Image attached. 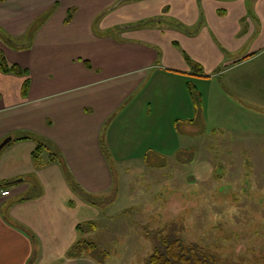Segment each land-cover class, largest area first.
I'll return each instance as SVG.
<instances>
[{
    "label": "crops",
    "instance_id": "1",
    "mask_svg": "<svg viewBox=\"0 0 264 264\" xmlns=\"http://www.w3.org/2000/svg\"><path fill=\"white\" fill-rule=\"evenodd\" d=\"M117 1L0 2V50L30 79L23 97L25 77L0 72V145L11 139L0 151V190L10 192L0 196V264H96L66 253L97 214L84 196L111 193L113 168H166L181 139L198 133L192 121L246 111L233 94L264 104V0H123L100 21L101 30L119 26V38L95 33ZM52 8L32 39L12 40ZM188 83L202 96L200 115ZM23 133L58 148L80 194L48 151L37 165L36 144L13 141Z\"/></svg>",
    "mask_w": 264,
    "mask_h": 264
},
{
    "label": "rangeland",
    "instance_id": "2",
    "mask_svg": "<svg viewBox=\"0 0 264 264\" xmlns=\"http://www.w3.org/2000/svg\"><path fill=\"white\" fill-rule=\"evenodd\" d=\"M121 1L98 16L95 33L119 38V26L101 30L100 21ZM29 31L12 40L25 43ZM232 98L246 111L196 119L199 132L181 139L166 168H113L115 187L91 200L97 228L84 236L108 254L96 264H148L166 237L210 249L224 264H264V104Z\"/></svg>",
    "mask_w": 264,
    "mask_h": 264
},
{
    "label": "trees",
    "instance_id": "3",
    "mask_svg": "<svg viewBox=\"0 0 264 264\" xmlns=\"http://www.w3.org/2000/svg\"><path fill=\"white\" fill-rule=\"evenodd\" d=\"M6 0H0V2H4ZM53 8L50 9L47 13H45L42 17L37 19L35 23L30 27L29 31V39H32L35 33L39 30V28L45 23L48 17L53 13ZM76 13V9L72 8L68 11L67 18L65 23H70ZM185 60L196 72H200V67L195 64L187 55H185ZM88 65V63L86 62ZM0 72L3 74H12L20 77H25V81L22 87V95L23 97L27 96L30 87V79H29V72L27 69L22 68L18 64H11L7 57L5 56L4 52L0 50ZM189 94L195 106V109L200 115L202 111V96L200 92L196 89L193 84L188 83L187 85ZM191 123H196V121H192ZM180 122H176V126L178 129ZM196 131L199 132L198 128ZM32 141L36 144V149L33 152V160L38 165L40 163L43 153L48 151L51 156L52 162H57L61 166L65 177L67 178L68 182L71 184V187L75 192L80 194L79 190L80 187L74 182L72 175L67 168V165L58 150V148L49 140L37 136L32 133H23L22 136L15 138L13 141ZM28 181L31 183H35L33 176H29L27 178ZM84 198L89 202L94 200V197L91 196H84ZM3 219L12 227L20 230L27 236L33 239V234L26 229L25 227L21 226L20 224L13 222L8 214L7 210L4 209L2 214ZM97 224L94 221H88L80 223L77 226V231L80 234L79 239L68 249L66 253V257L68 259H79L82 257H88L96 262L97 257L106 258L108 254L99 250L98 245L90 239H86L84 236L96 230ZM160 245L156 247L154 253L148 258V264H224L221 256L211 251L210 249L201 247L196 244H188L185 245L181 239L179 238H170L166 237L160 241Z\"/></svg>",
    "mask_w": 264,
    "mask_h": 264
},
{
    "label": "built area",
    "instance_id": "4",
    "mask_svg": "<svg viewBox=\"0 0 264 264\" xmlns=\"http://www.w3.org/2000/svg\"><path fill=\"white\" fill-rule=\"evenodd\" d=\"M9 195H10V192L8 190H0L1 197H7Z\"/></svg>",
    "mask_w": 264,
    "mask_h": 264
},
{
    "label": "water",
    "instance_id": "5",
    "mask_svg": "<svg viewBox=\"0 0 264 264\" xmlns=\"http://www.w3.org/2000/svg\"><path fill=\"white\" fill-rule=\"evenodd\" d=\"M11 141V139L5 140L1 145H0V151Z\"/></svg>",
    "mask_w": 264,
    "mask_h": 264
}]
</instances>
